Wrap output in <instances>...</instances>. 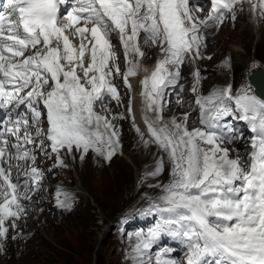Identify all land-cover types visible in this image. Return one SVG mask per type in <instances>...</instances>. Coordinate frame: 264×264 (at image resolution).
Listing matches in <instances>:
<instances>
[{
    "label": "snow or ice",
    "instance_id": "obj_1",
    "mask_svg": "<svg viewBox=\"0 0 264 264\" xmlns=\"http://www.w3.org/2000/svg\"><path fill=\"white\" fill-rule=\"evenodd\" d=\"M208 2L201 20L199 0H0V238H7L6 223L17 226L23 202L32 199L27 193L43 178L28 145L54 154V167H67L62 152L79 153L83 161L91 151L110 162L121 148L115 121L129 119L142 144L159 151L144 177L155 179L166 167L169 173L167 183L149 185L160 189L149 198L158 220L136 233L133 264H153L154 247V264H264V96L228 84L197 96V127L190 112L165 116L168 90L180 80L186 58H205L200 49L207 29L222 24L225 13L235 21L243 0ZM248 2L264 15V0ZM146 47L159 48L163 58L140 81L142 128L131 98L127 117L106 104L121 101L115 77L132 89L130 77L141 70ZM193 75L199 84L200 70ZM101 107L104 112L96 110ZM233 120L253 133L246 158L227 147L238 136ZM57 200L70 209L67 193L58 189ZM165 237L181 243L183 261L164 258L174 251L161 243Z\"/></svg>",
    "mask_w": 264,
    "mask_h": 264
},
{
    "label": "rangeland",
    "instance_id": "obj_2",
    "mask_svg": "<svg viewBox=\"0 0 264 264\" xmlns=\"http://www.w3.org/2000/svg\"><path fill=\"white\" fill-rule=\"evenodd\" d=\"M201 4L207 7V3ZM238 11L236 7L235 21L231 19V13H225L222 24L207 29L203 40L205 46L200 49L205 58L199 59V66L196 67L201 73L200 83L196 84L194 67L186 59L188 65L182 67L184 71H181L186 82H180L175 92L168 91L166 108L173 106L172 100L179 99V94L186 91L188 96L183 98L182 104L192 107L194 85L205 92L228 84L233 86L234 91L245 85L250 86L249 72L264 64V30L261 29L262 21L256 22V29L246 25L247 11L242 15L241 23H237ZM203 13L205 10L196 15L200 14V18ZM213 34L218 37L216 44L214 37H209ZM144 50L148 52L147 47ZM157 51H160L159 48L151 47L150 57H144L141 62L154 60ZM121 56L118 63L124 67V57ZM121 67V72L127 69L122 70ZM113 83L119 90L121 101L119 104L115 100L108 103L112 104L113 113H122L127 117L128 101L133 98L132 89L124 85L121 76L115 77ZM183 105L180 106L182 110ZM100 109L96 110L100 112ZM190 113L191 127H197L194 109ZM166 117L176 116L172 112ZM115 123L121 132V148L110 162L90 151L82 164L79 153L74 154V159L62 152L67 167H54V154L49 156L39 152V155L36 152V162L41 164L43 174L46 173L45 177H48L46 184L66 185L64 193L71 196L70 209L56 208L57 203L52 195L57 194V190L42 189L51 197L48 199L45 196L46 199L37 208L38 214H44L39 217L40 221L46 223L48 220L46 228L34 233L22 224L15 228L6 225L9 227L8 235L17 237L20 243H6L0 247V264H133L136 233L143 231L134 224L135 213L149 208V198L158 195L160 189L149 185L157 181L167 183L169 173L166 167L155 179L144 177V173L154 167L158 149L154 145L146 148L142 144L129 119L116 120ZM227 147L232 150L231 155L235 156L237 152L245 157L241 142L227 144ZM24 203L25 209L32 208L29 202ZM156 251L154 247L151 252L153 264Z\"/></svg>",
    "mask_w": 264,
    "mask_h": 264
},
{
    "label": "bare ground",
    "instance_id": "obj_3",
    "mask_svg": "<svg viewBox=\"0 0 264 264\" xmlns=\"http://www.w3.org/2000/svg\"><path fill=\"white\" fill-rule=\"evenodd\" d=\"M193 2H195V0H193ZM207 3V7H204V10H205V13H203V15H201V17H200V19L201 20H203V18H205V16L207 17L208 16V14H209V11H210V9H211V4L208 2V0H199V3ZM236 7L238 8V17H239V19L238 20H236V22L237 23H241L240 21L242 20V15L244 14V13H246V11L248 12L247 13V17H245V18H247L248 20L246 21L247 23H246V25L247 26H251L252 28H257L256 27V25L260 22V21H262V26H261V29H263L264 30V15H261L260 14V10L259 9H257V11L254 13L253 12V10H252V6H251V4L248 2V0H243V3L242 4H238V5H236ZM200 15V14H199ZM198 15V16H199ZM245 16V15H244ZM256 22H257V24H256ZM214 26V25H213ZM235 26V25H234ZM239 26V25H238ZM245 27V26H244ZM212 28V27H211ZM243 32V31H242ZM215 34H213L212 36H209V37H214V41H215V44H216V42H217V39H218V37L216 38V36L217 35H215ZM208 37V38H209ZM205 39V38H204ZM207 40H209V39H207ZM114 42H115V51L117 52V55L119 56H123V50H122V48H121V46H120V44H119V37L118 36H116V37H114ZM213 42V41H212ZM205 43H207V42H205ZM203 44H204V42H203ZM154 48H156V47H154ZM148 49V52H147V55L145 56L146 58H149L150 57V48H147ZM119 56V57H120ZM121 56V57H122ZM124 57V56H123ZM145 58V59H146ZM163 58V56H162V54H161V52L160 51H157V56H156V58L154 59V60H152V61H147V60H143L142 62H141V64H142V68H141V70L138 72V74H137V76H135V77H130V82H131V84H132V95H133V98H132V100H133V108H134V112H135V116H136V120H137V123H139L140 125H141V127L143 128V119H142V116H143V112H144V104H143V98H142V96L140 95V92H141V83H140V81L143 79V77L145 76V75H149L150 74V72L155 68V65H156V62L159 60V59H162ZM187 59V58H186ZM190 60V62H191V64H192V66L194 67V69L193 70H197L198 68H196L197 67V65L199 66V63H200V61H199V59H197V60H191V59H189ZM125 62V60H123V63ZM125 65H124V67H121V65H120V67L122 68V70L123 69H125V68H127V64L126 63H124ZM187 63L185 64V66L187 67ZM185 68V67H184ZM144 69H147L148 71L147 72H145L144 71ZM180 71H184V69L182 68ZM186 82V79H183V75H181V78H180V80L178 81V83L176 84V85H174L173 87H171V88H169V90L168 91H176V89L175 88H178V86L181 84L180 82ZM189 81V80H188ZM179 96H180V98L179 99H177V100H172V104H174L173 106H170V107H168V108H165V116H168V114L169 113H172V112H174V115L177 117V118H182L183 117V115H184V113L185 112H190V110H191V108L189 107V106H187V104H182V102H184L183 101V98L184 97H187L188 96V93H187V91H186V93L185 92H182V93H180L179 94ZM181 105H183L184 107H183V110L180 108V106ZM186 107H188V108H186ZM106 108L107 109H109L112 113H113V110H112V108H113V106H112V104L111 103H107V105H106ZM180 108V109H179ZM105 111V108L104 107H101V109H100V112H104ZM176 111V112H175ZM192 112V111H191ZM43 124H46L47 125V122H46V120L43 122ZM44 129V128H43ZM45 130V129H44ZM40 138H42L43 139V137H40ZM44 143H46L47 144V147L45 148L47 151H49L50 152V148L48 147V142H47V140H45V142ZM239 143V142H238ZM27 147H29L30 149H32V150H34V152H37L38 154H39V152H40V154L42 153L41 151H39V149H37L36 147H34V146H32V145H28ZM239 147H241V145H239ZM236 153V155L238 154L237 152H235ZM39 154V155H40ZM76 154V153H75ZM245 154H246V152H245ZM240 155V154H239ZM74 157V159H76L75 158V156H73ZM72 157V155H70L69 156V158H73ZM146 157V156H145ZM244 157V156H243ZM85 162V161H84ZM83 161H82V164L84 163ZM22 165L24 164V162H20ZM36 164H39V163H37L36 162ZM80 164V163H79ZM36 166H38L42 171H43V167H41V164H39V165H36ZM13 175H15V172L13 173ZM45 175H46V173H44L43 174V178L40 180V182H39V189L38 190H34V191H30V192H28L27 193V195L28 196H30L32 199L31 200H27V201H24V202H29L30 204H31V209H25V213L24 214H22L21 215V217H20V219H18V220H16V225H19V224H22V225H25V227L27 226V227H29V229L31 230H33V232L34 233H39V232H41L42 230H44L45 228H46V226H47V222H48V220H46L45 222L46 223H42L41 221H40V219H39V217L40 216H44V214H38L37 213V208H39V205H41L43 202H44V198L46 199V197H48V199H50L49 198V196L47 195V193L45 194L44 193V191L42 190V189H44V188H46L47 190H50V191H53V190H60L61 192H65V187H66V185H63V186H61V185H57V184H55V185H47L46 184V177H45ZM48 178V177H47ZM21 191L23 192L24 190L23 189H21ZM46 196V197H45ZM53 197H55V199L54 200H56L57 199V194H53L52 195ZM64 196L62 195L61 197H60V199H62ZM23 202V203H24ZM24 205H25V203H24ZM27 205V204H26ZM55 210V209H54ZM10 223V222H9ZM9 223H6V225H9ZM37 235V234H36ZM10 236L8 235V233H7V238H2V240L0 241V247H2L4 244H6V243H9V244H11V245H18L19 243H20V241H19V239L16 237V239H13V238H9Z\"/></svg>",
    "mask_w": 264,
    "mask_h": 264
},
{
    "label": "water",
    "instance_id": "obj_4",
    "mask_svg": "<svg viewBox=\"0 0 264 264\" xmlns=\"http://www.w3.org/2000/svg\"><path fill=\"white\" fill-rule=\"evenodd\" d=\"M249 78L254 84L256 92L264 96V66L251 71Z\"/></svg>",
    "mask_w": 264,
    "mask_h": 264
}]
</instances>
